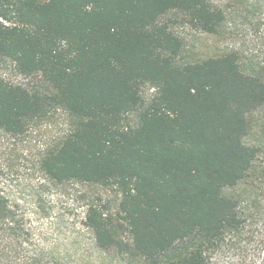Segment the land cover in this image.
Returning <instances> with one entry per match:
<instances>
[{
    "label": "trees",
    "instance_id": "trees-1",
    "mask_svg": "<svg viewBox=\"0 0 264 264\" xmlns=\"http://www.w3.org/2000/svg\"><path fill=\"white\" fill-rule=\"evenodd\" d=\"M180 20L226 50L182 59ZM0 131L61 111L37 162L55 185L113 191L84 225L125 264H264V0H0ZM152 91L150 97L145 91ZM0 192V264L26 255Z\"/></svg>",
    "mask_w": 264,
    "mask_h": 264
},
{
    "label": "rangeland",
    "instance_id": "rangeland-1",
    "mask_svg": "<svg viewBox=\"0 0 264 264\" xmlns=\"http://www.w3.org/2000/svg\"><path fill=\"white\" fill-rule=\"evenodd\" d=\"M182 40V59L197 62L226 50L227 41L203 34L180 20L173 25ZM0 78L15 85L32 86L33 80L18 75L8 60L0 62ZM152 91H145L150 97ZM68 129L66 116L58 111L42 123L29 125L24 134L0 131V192L24 215L29 232L23 246L26 255H37L43 264H125L115 250L98 248L85 225L90 203L108 204L115 210L113 191L89 184L48 182L37 162L45 148Z\"/></svg>",
    "mask_w": 264,
    "mask_h": 264
}]
</instances>
